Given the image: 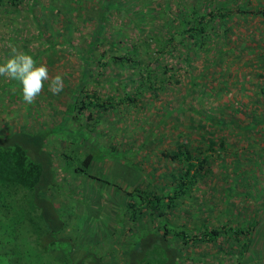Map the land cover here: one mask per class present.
Here are the masks:
<instances>
[{"label":"trees","instance_id":"16d2710c","mask_svg":"<svg viewBox=\"0 0 264 264\" xmlns=\"http://www.w3.org/2000/svg\"><path fill=\"white\" fill-rule=\"evenodd\" d=\"M90 1V4L97 6L95 8L97 19L84 44L73 39L76 29L69 28L70 26L60 33L61 43L71 44L70 48L77 57L79 68L76 81L71 86L66 85L68 97L57 122L32 130L11 129L4 122L0 124L2 263L181 264L186 258L194 260V254L189 253L187 247L199 244L216 245V250L222 254L228 253L229 256L236 252L233 257H236L238 262L246 247L245 239L239 241L240 235L244 234L243 228L251 223L244 221L243 224L247 222L244 226H236L220 220L216 226H210L209 213L205 211L206 208L200 207L201 185L211 174L210 152H215L214 145L222 149L225 138L223 134L215 135L208 131V126H211L208 125V121L211 117L208 114L200 116L196 124L208 132L199 135L201 142L206 143V153L198 144L193 147L187 138L181 139L172 150L162 151L164 157L169 158L171 163L169 167L165 165L164 170L155 175L152 170L142 172L139 162L132 158L136 150L131 146L125 145L122 149L114 147L112 143L106 146L104 135H107L108 127L103 125L102 115L103 111L111 113L112 110L119 108L122 101L124 107L136 104L145 88L158 91L166 88L169 80L178 81L176 75L179 73L175 66L158 60L160 55L173 52L176 41L183 43L185 39L186 52L181 55L184 71L189 80L186 90L189 89L196 83L194 81L196 76L193 68L187 66L192 55L189 53L193 51L187 50L206 49L205 46L212 35L220 34L221 37L223 34L219 52L227 51L228 48L224 46L227 43V36L224 33L230 30L229 26H226L227 20L234 13L238 15L250 13L254 7L248 8L247 4L237 6L233 0H224L215 5H211L208 0H197L186 7L179 0H158L152 4L148 0H124L125 4L120 0ZM170 1L173 2V9ZM230 1L233 3L230 4ZM39 3L42 9L45 5L40 0H0V13L4 11L1 18L2 15L28 14L26 19L31 20L35 17V6ZM120 3L125 5L122 7L123 13L130 11L129 21L139 31L145 23L144 7H149L158 15H162L164 35L160 30L145 31L143 38L134 40L132 37L128 42H123L119 46L122 50L117 47L119 51L115 54L113 44L107 41L103 22L110 19V9L117 13L121 11ZM49 4L51 0L47 2L48 9L53 7ZM60 5L56 11L41 12L39 16L43 17L37 16L34 18L37 20L32 19L35 38L41 40L43 45L46 44L43 50L48 63L52 62V55L56 53L55 45L58 43L56 30L50 29V20L52 21L53 15L61 16L65 12V5L63 3ZM0 21L8 23L7 20ZM9 37L14 39L13 36ZM0 40L7 41L1 37ZM23 40L25 41V38ZM21 45L24 47L23 42ZM140 46L142 49L139 53ZM39 51L41 50L33 52V57L38 58ZM7 53L9 54L8 51ZM109 60L118 63V67L124 64L135 67L137 75L126 78L132 83V91L126 90L125 81L120 86L123 92L121 96L116 97L106 92L102 95L99 92L100 86H95L99 81L94 70L102 71ZM152 60H155L153 64ZM117 73H113L116 78L119 77ZM198 74H201V71ZM13 82L15 80L10 78L0 79V93L4 94L5 86ZM202 83L207 82L203 80ZM10 93L9 97L17 95L16 92ZM178 106L183 108L181 104ZM167 112L165 109V113ZM188 118L192 125L194 122L192 123L191 117ZM216 121L223 120L217 118ZM55 137L59 138L57 143L62 142L61 144L65 145V149L60 150L62 159L54 165V159L47 146ZM70 142L83 148L84 152L79 151L77 147L66 149ZM53 145L56 146L54 143ZM108 158L113 160L116 169L107 177L101 168L98 179H95L97 177L89 171L91 162ZM55 167L61 171L67 170L73 176L88 175L92 182L99 180L101 185L109 182L110 185L119 186L118 177H121L125 183L121 186L122 200L115 205L113 211L117 227L112 225L111 230L107 231L106 224H99L98 228L102 235L98 238L94 227L88 225V222L77 220L71 233H62L67 219H64L55 208L52 190L61 189L63 177H60L59 182ZM192 205L197 207V211H201L197 212L199 215L192 213L195 208ZM88 214L79 215V219L87 220L97 214V210ZM176 214L179 215L178 218L181 217L179 221L175 218ZM98 215L101 216L99 212ZM204 255L202 251L201 258ZM254 264H264V260Z\"/></svg>","mask_w":264,"mask_h":264},{"label":"rangeland","instance_id":"374dc122","mask_svg":"<svg viewBox=\"0 0 264 264\" xmlns=\"http://www.w3.org/2000/svg\"><path fill=\"white\" fill-rule=\"evenodd\" d=\"M148 1L152 4V2L157 3L158 0ZM179 1L185 7L197 2V0ZM208 1L211 5H215L224 0ZM234 1L237 6L247 4L248 8L254 7V9L250 13L240 15L234 13L227 20L226 26H229L230 30L224 33L227 36V43L224 46L228 50L219 52L223 34L221 37H219L220 34L212 35L205 46L206 49L187 50L193 51L189 53L192 55L187 66L193 68L196 83L186 90L189 80L184 71L181 55L186 52L184 45L186 39L183 43L176 41L173 52L160 55L158 61H165L168 65L175 66L179 73L176 75L178 81L171 79L166 88L158 89V91L145 88L136 104L124 107L122 101L119 108L112 110L111 113L103 111L102 115V123L108 127V133L104 135L106 146L112 143L119 149L125 148V145L134 148L136 151H133L132 158L139 162L143 173L152 170L156 175L164 170L165 165L169 167L171 162L169 158L164 157L162 151L172 150L181 139L187 138L191 146L199 145L206 153V143L201 142L200 136L208 132L206 133L203 128L196 125L205 114L211 117L209 124L207 123L211 125L208 126V131H212L215 135L223 134L225 137L223 148L220 149L214 145L215 152H210L211 174L201 185L200 207L206 208L205 211L209 213L210 226H216L220 220L236 226L251 223L250 226L243 228L246 236L240 235L239 241L243 239L246 241L243 256L236 262V257H233L236 252L229 256L228 253L222 254L216 250V245H191L187 247V251L194 254V260L186 258L181 264H254L264 260V0ZM40 2L45 6L42 9L40 3L35 6V17L41 12L56 11L57 6L61 7L60 3H63L66 8L61 16L53 15L52 21L50 20V29L56 30L58 41L55 45L56 53L51 58L52 62L48 63L44 55L43 47H46V44L43 45L41 40L34 36L35 26L32 19L37 20V18L28 20L26 19L28 14L26 16L2 15L1 18L3 11L0 13V20H7L11 24L0 21V37L7 39V41L0 40V65L11 57L13 47L32 57L33 52L40 49L38 58L33 57L34 60L38 62V65L42 63L47 66L50 78L56 74L61 75L64 87L61 94L54 95L49 89L50 80L45 81L44 89L36 101L26 104L23 101L22 84L17 80L8 83L4 94L0 93V124L4 122L11 129L32 130L57 122L68 97L66 85L71 86L76 81L79 68L77 57L70 48L71 44L61 43L60 33L70 26L69 28L76 29L73 39L84 44L97 19L95 15L97 6L90 4V0H51L49 6L53 7L49 9L47 8L48 0H40ZM233 2L230 1V4ZM170 3L173 9V2L170 1ZM120 4L121 8L125 6ZM121 8L118 13L110 9V19L103 22L107 41L113 44L115 54L122 50L119 46L123 42H128L132 37L134 40L141 39L145 31L160 30V33L164 35L163 17L155 10L144 7L145 23L139 31L129 21L130 11L123 13ZM41 17L43 16L40 15L39 18ZM9 36H13L14 39ZM22 42L24 47L21 45ZM141 49L140 46L139 53ZM155 60H152L151 64ZM117 64L109 60L102 71L94 70L99 81V84L95 86H100L98 90L102 95L106 92L116 97L121 96L123 92L120 86L125 81H127L126 90L132 91V83L126 78L137 75L135 67L126 64L118 67ZM199 71L201 74L197 75ZM115 72H118L119 77L113 76ZM6 78V76H0L1 80ZM203 80L208 85L202 83ZM10 92H16L17 95L9 97ZM179 104L183 108H180ZM165 109L168 110L167 113ZM188 117H191L195 125L194 123L190 125ZM217 118L223 121L218 122ZM57 139L59 138H52L47 146L54 159V165L62 159L60 150L65 149V145L61 144L62 142L57 143ZM53 143L56 144L55 147ZM69 147H77L79 151L84 152L83 148L71 142L66 149ZM114 166L113 160L108 158L91 162L89 171L97 177L95 179H98L101 168L108 177L112 170L116 169ZM55 169L59 182L60 177H63L61 189L52 190L55 208L64 219H67L62 233H71L77 220L88 222V225L94 227L98 238L102 235V231L98 228L99 224H106L107 231L111 230L112 225L117 227L113 211L115 205L122 200L121 186L125 183L121 177H118L120 187L116 185L118 186L116 188L115 184L110 185L109 182L105 185H101L99 180L92 182L88 175L73 176L67 170L61 171L58 167ZM97 187H99L98 190ZM95 210L97 214L89 219H79V215L85 216ZM197 212L201 211H197L195 206L192 213L195 215ZM175 216L178 221L181 219V217L178 218V214ZM184 217L190 220L189 217ZM244 221L247 222L243 224ZM236 249L237 247L234 248ZM202 251L205 255L201 258ZM0 264H3L1 258Z\"/></svg>","mask_w":264,"mask_h":264},{"label":"clouds","instance_id":"9594fccd","mask_svg":"<svg viewBox=\"0 0 264 264\" xmlns=\"http://www.w3.org/2000/svg\"><path fill=\"white\" fill-rule=\"evenodd\" d=\"M11 57L0 65V76L19 81L22 84L23 101L32 104L44 89L45 81H49L50 91L56 95L64 87L63 77L56 74L50 78L46 65L39 64L34 58L17 48H11Z\"/></svg>","mask_w":264,"mask_h":264}]
</instances>
